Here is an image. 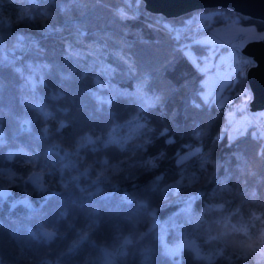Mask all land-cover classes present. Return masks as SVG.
I'll list each match as a JSON object with an SVG mask.
<instances>
[{"label":"trees","instance_id":"obj_1","mask_svg":"<svg viewBox=\"0 0 264 264\" xmlns=\"http://www.w3.org/2000/svg\"><path fill=\"white\" fill-rule=\"evenodd\" d=\"M65 3L67 0H40L36 5L27 0H0V18L12 21L10 26L0 27V34L6 36L0 57L15 61L0 65V129L8 141L0 150V169L17 173L14 183L0 182V187L10 189L0 198V264H104L103 249L119 248L130 232L148 235L127 246V255L117 257L116 264H142L145 255L152 264H173L163 255L157 239L161 228L170 245L187 238L195 240L204 254L222 251L211 264H257L255 255L247 259L238 255L233 243L238 236L231 225H250L254 238L246 244L255 245L264 236V125L247 122L250 125L243 132L222 134L228 109L252 113L247 78L236 68L224 84V95L233 99L222 104L220 99H210L205 104L201 93L206 71L200 70L201 64L194 65L186 48H194L200 62L207 57L209 45L197 43L205 30L200 34L187 30L202 23V12L222 13L206 21L212 24L238 18L263 31L264 19L229 7H200L166 16L147 9L144 0H76L68 11H61ZM25 9L30 16L17 23V14ZM121 9L127 18L117 14ZM19 36L25 37L22 48L16 47ZM16 67L23 75L15 72ZM29 76L36 82L35 91L27 82ZM97 80L108 87H98ZM142 82L144 95L159 97V102L148 106L137 95ZM113 90L128 95H116L111 104H100L92 95L107 98L113 96ZM55 94L61 98L52 99ZM26 98L47 105L53 117L45 121L36 109L27 107ZM25 119L32 123L22 128ZM61 121L65 127L57 132ZM137 124L153 129L142 148L135 147L142 137L129 138ZM45 126L53 134L40 139ZM29 127L30 132L23 130ZM164 129L167 133L161 135ZM113 130L122 149L103 145L106 134ZM86 133L101 140L77 148ZM53 142L62 146L49 152ZM20 147L31 156L18 152ZM190 147H200L201 153L179 164L178 155ZM9 150L17 152L12 160L7 159ZM33 157L35 169L28 163ZM105 159L109 161L108 179L100 181L99 194L87 195L95 193L93 181ZM149 159L156 161L155 168L142 167ZM111 165H118L121 171L113 173ZM89 166L88 174L82 175ZM32 171L42 173L44 191L26 182ZM192 173L199 179L190 185L185 179L180 190L167 198L160 191H151L157 176L163 178L159 182L163 188ZM73 176L79 179L74 181ZM253 192L255 198L250 195ZM125 193L136 194L132 204L122 201ZM21 197L28 201L19 203ZM189 197L192 205L186 212L181 206ZM221 203L222 211H206ZM151 210L155 216L148 214ZM41 225L54 227V240L32 236ZM83 231L89 233V240L70 252ZM175 259L179 264H209L196 259L189 249Z\"/></svg>","mask_w":264,"mask_h":264},{"label":"snow or ice","instance_id":"obj_2","mask_svg":"<svg viewBox=\"0 0 264 264\" xmlns=\"http://www.w3.org/2000/svg\"><path fill=\"white\" fill-rule=\"evenodd\" d=\"M27 2L29 4L32 5H36L40 2V0H27ZM46 3H57L58 0H45ZM76 0H67V3H65L62 8L61 11H68L70 6L72 4H75ZM45 15H48L49 13L45 12ZM117 14L122 18H127V13L121 9L118 10ZM213 15H222V13H215V14H209L207 16H203L201 17V19L205 20V21H209L213 18ZM30 16V12L28 10H22L19 14H17L16 17V22L20 23L22 21H24L26 18H28ZM12 23L11 18H0V27H3L5 25L10 26ZM252 35L253 38L264 41V34H260L257 35L256 34V30L255 29H249L246 30L244 32L245 36H249ZM5 39L6 36L3 34H0V50L3 49L4 44H5ZM25 39V37L23 36H19L17 37V44L16 47L17 48H22L24 47V45L21 43L23 40ZM197 43L199 44H203V45H210V41L209 40H203V41H197ZM7 62V63H6ZM192 62L194 63V65L196 66H200V61L198 60H192ZM15 61L14 60H8V58L6 56L4 57H0V65H11L14 64ZM238 64H241L243 67H247L253 64V61L251 60H247V59H241V60H237ZM29 68H31V65L28 66ZM43 67L47 68L48 65H44ZM15 72L20 73L21 75H23V70L19 67H16ZM201 71H205L204 68H200ZM27 82L29 84L32 85V90L35 91L36 89V82L33 79L32 76H29L27 78ZM44 77L41 76L39 83L41 85L44 84ZM96 84L98 87L100 88H106L108 87V85L106 84H102L99 80L96 81ZM98 103L100 104H111L112 100L115 98L116 95H128L127 93H119V92H115V90H113V96H109L107 98L102 97L96 93L92 94ZM137 95L145 100V103L148 106H152L153 104L159 102V97H153L151 99L147 98L144 93H143V82L138 85L137 87ZM212 94L209 93L208 91H204L201 93V97L203 99V102L205 104L211 102L210 100V96ZM61 98L60 94H55L52 96V99L54 100H59ZM27 103V107L29 108H33L36 109L39 113V115L41 117H43V119L45 121H47L49 118L53 117V114L48 110V106L43 104V103H35V102H30L28 100V98H26ZM216 102H219V100H217ZM197 107H199V105H196ZM0 114H2V110H0ZM32 121L25 119L23 121H21V127L23 128V125L28 124L31 125ZM65 124L61 121L59 128L56 129L57 132L60 131V129L64 128ZM24 131H31V127L23 129ZM42 133L43 136L40 137V139H46L47 137L51 136L53 133L50 132L48 127H43L42 128ZM153 129L150 128L147 124H137L135 126V128L133 129L132 133L130 134V139H137V138H143L142 142L138 143L135 145V147L138 148H142L144 146L145 143L148 142V138H147V133L152 132ZM113 131H110L106 134L107 138L103 140V145L105 148L109 147V145H118L121 149L123 148V143L121 142V140H119L114 134ZM167 133V129H164L160 134L161 135H165ZM195 135H200L199 131L194 132ZM217 139H219V137H217ZM101 140L100 136H93L91 134H84L80 137L79 141L77 142V148H82V147H86L87 145H94L97 141ZM169 143H172V140L168 141ZM8 141L5 138V133L2 129H0V150H3L4 146L7 145ZM62 145L60 143H56L53 142L49 147H48V151L52 152L54 149L60 148ZM18 152L23 153L25 156H31V153L27 152L23 147H20L18 150ZM93 151H95V149H93ZM201 153V148L200 147H195V148H189L188 152L184 155H181L179 157L178 163L183 165L185 163V161H188L190 158L198 156ZM17 152L11 151L9 150L7 152V159L8 160H12L14 156H16ZM78 154V153H77ZM28 163H30L33 167V169H35L36 164H35V157L32 158V160H30ZM103 165L104 167L98 172L95 180L93 181L94 184L97 185L96 189H95V193L93 192H87V195H95V194H99L102 189L99 187V183L102 179L107 180L108 176H107V172H108V167H109V161L107 159H105L103 161ZM75 166V165H73ZM156 165V161L154 159H149L147 161H145V163L142 165V167L148 168H155ZM112 169L113 173H117L119 171H121V169L119 168L118 165H111L110 166ZM91 166L87 167L84 169V172L81 173L82 175H87L88 172L90 171ZM17 178V173L15 171H12L11 169H0V182L3 181H7L9 183H14L15 180ZM79 176H73L72 180H78ZM163 178L160 176L156 177V180L153 182L152 186H151V191L156 192V191H160L163 193L164 197L167 198L168 194L170 193H175L178 192L181 188V186L184 185V181L185 179L187 180V184H193L195 183L199 177L196 176L195 173H192L190 176H188L187 178H183L178 181L175 184L172 185H167L163 188H161L160 186V181ZM26 182H31L35 187H37L38 189H40L41 191L45 190V183L43 181L42 178V173L41 172H36V171H32L31 174L28 175L27 177V181ZM221 185L223 187V190H227V185L224 181H221ZM64 187L67 188L68 184L65 183ZM81 191H85V189H81ZM7 193L4 190H0V198L6 196ZM250 195L255 198L256 194L255 192L250 193ZM136 198V194H132L129 195L128 193H125L124 196L122 197V201L127 203V204H132L133 200ZM139 204H144L143 200H139L137 201ZM22 203H26L24 201H22ZM145 207H147V205H145ZM190 207H191V202L189 201V207L188 209H185L186 212L190 211ZM212 209H216L217 211H222L224 209V204H213L210 205L209 209H206V211H211ZM149 215L155 216V211L151 210L148 213ZM65 215L63 212L61 213V216ZM130 219V218H129ZM191 219V217H190ZM199 219H203V217H200ZM226 220L230 219L228 217L225 218ZM250 225L248 223H244L241 222L239 224H232L231 225V231L234 234H237L238 236V240L240 242V246L238 247V255L244 259H247L248 257L255 255L256 257H258L257 259V264H264V236H261L260 239L258 240L257 244L252 245V244H246L247 241H250L254 238V234L252 232H250L249 230ZM151 231V230H150ZM165 231V229L161 228V234L157 237V239L159 240L160 244L163 247V255L171 260H173V264H179V262L175 259L176 257H179L181 255V252L184 249H189L191 250V252L195 255V258L198 260H207L209 261V264H211V262L214 260L215 255H223V252H217L216 254H204L202 252V250L200 249V247L197 245V243L195 242V240H189L187 238H184L182 240H180L179 242L175 243V244H168L164 241V236H163V232ZM148 234L147 233H136V232H130V234L128 236H125L123 238L122 243L119 245V248L117 249H112L110 250L109 248H104L103 249V256H104V264H116V258L117 257H123L125 255H127L125 248L127 246H131L134 243L138 242L139 240H143ZM224 235H227V233H225ZM32 236L36 239H43L45 241H52L55 239V237L57 236V232L54 230L53 228H49V227H45L44 225H41L39 228L38 232H33ZM211 239H219V237H211ZM89 240V233L87 231H83L78 235V238L73 241L72 247L69 248V251H73L74 249L78 248L81 244L85 243L86 241ZM148 251V250H146ZM142 264H152V260L149 256L145 255L144 256V260L142 262Z\"/></svg>","mask_w":264,"mask_h":264},{"label":"rangeland","instance_id":"obj_3","mask_svg":"<svg viewBox=\"0 0 264 264\" xmlns=\"http://www.w3.org/2000/svg\"><path fill=\"white\" fill-rule=\"evenodd\" d=\"M202 16H207L209 13L202 12ZM200 15V14H199ZM203 25L205 26V31H198L195 33H202L198 36L197 40L203 41V40H209V52L206 53L207 57H204L203 62H201V67L205 69L206 74L203 79V83L205 85V88L202 92L208 91L212 95L210 96L211 100H219L221 104L225 102H229L233 99V96L224 95V84L228 83L232 73L236 70V62H231V58L235 56V52L233 51V48H220V45L222 43L224 44H234L236 41V38L239 36H243V42L244 45L246 42L256 40L253 38V36L250 34L249 36H245L244 32L249 29H255L256 34H264L263 30H260L255 24H244L238 20V18H232L229 20V22L224 24H212L211 22H206L205 20L202 21ZM186 51L188 55L193 60H198V54L192 47H187ZM245 56V55H244ZM241 58V57H240ZM239 59V58H238ZM241 60V59H239ZM221 62L227 63V68L225 70L219 69V64ZM248 95V94H247ZM251 95V92L249 93ZM248 95V96H249ZM259 117H264V108L256 110L255 111ZM248 112L243 111L241 113H238L237 107L233 110L228 109L227 110V122L223 126L222 134L224 132H228L231 136H234L235 134L239 132H243L246 127L252 123L253 121H250L248 119ZM244 119V121H243ZM259 125V124H258ZM259 127H261L259 125ZM186 152H182L178 155L177 159L179 160V157L181 155L186 154ZM189 201L192 205V198H187L185 200V204L181 206L182 209H188L189 207ZM191 208V207H190Z\"/></svg>","mask_w":264,"mask_h":264},{"label":"water","instance_id":"obj_4","mask_svg":"<svg viewBox=\"0 0 264 264\" xmlns=\"http://www.w3.org/2000/svg\"><path fill=\"white\" fill-rule=\"evenodd\" d=\"M145 7L150 11H161L166 16H174L200 7H229L239 14L250 15L256 19H264V0H144ZM247 56L253 57L252 65L246 75L251 91L250 109L256 111L264 108V41L252 40L241 49ZM6 191V186L0 187ZM6 195V196H7ZM27 202L28 197L18 199L19 203Z\"/></svg>","mask_w":264,"mask_h":264},{"label":"built area","instance_id":"obj_5","mask_svg":"<svg viewBox=\"0 0 264 264\" xmlns=\"http://www.w3.org/2000/svg\"><path fill=\"white\" fill-rule=\"evenodd\" d=\"M205 29V26L201 25V24H194L191 25L187 28V30L192 31V32H198V31H202ZM236 42L234 44H224L222 43L220 46L222 48H226V47H230L233 48V51L235 52V56L231 58V62H236V67L239 68L245 75H247V72L249 70V68L255 64L254 58L250 57V56H243V51L241 50L243 48V36H239L238 38H236L235 40ZM241 57V58H240ZM247 59V60H251L253 61V64L247 67H243L241 64L237 63V60L239 59ZM219 68L225 70L227 68V63L226 62H221L219 64ZM251 119L253 121V124H259L260 126H262L264 124V120L263 119H258L256 117V115L251 114Z\"/></svg>","mask_w":264,"mask_h":264},{"label":"clouds","instance_id":"obj_6","mask_svg":"<svg viewBox=\"0 0 264 264\" xmlns=\"http://www.w3.org/2000/svg\"><path fill=\"white\" fill-rule=\"evenodd\" d=\"M233 243H234L237 247L240 246V242H239V241H233ZM256 258L258 259V257H256Z\"/></svg>","mask_w":264,"mask_h":264},{"label":"bare ground","instance_id":"obj_7","mask_svg":"<svg viewBox=\"0 0 264 264\" xmlns=\"http://www.w3.org/2000/svg\"><path fill=\"white\" fill-rule=\"evenodd\" d=\"M244 54V53H243ZM245 55V54H244ZM245 56H247V55H245ZM253 58V57H252ZM255 61V60H254Z\"/></svg>","mask_w":264,"mask_h":264}]
</instances>
